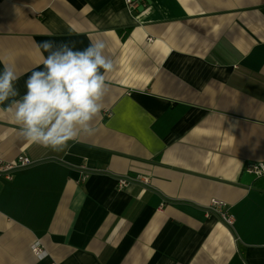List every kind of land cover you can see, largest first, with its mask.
Segmentation results:
<instances>
[{
    "label": "crops",
    "instance_id": "1",
    "mask_svg": "<svg viewBox=\"0 0 264 264\" xmlns=\"http://www.w3.org/2000/svg\"><path fill=\"white\" fill-rule=\"evenodd\" d=\"M138 1L0 0L21 94L34 42L103 39L114 65L94 134L63 151L0 105V159L32 162L0 176V264H264V177L244 171L264 162V0Z\"/></svg>",
    "mask_w": 264,
    "mask_h": 264
},
{
    "label": "clouds",
    "instance_id": "2",
    "mask_svg": "<svg viewBox=\"0 0 264 264\" xmlns=\"http://www.w3.org/2000/svg\"><path fill=\"white\" fill-rule=\"evenodd\" d=\"M34 44L43 67L31 73L21 94L15 67L5 64L0 71V105L7 102L2 110L13 114L20 136L29 143L63 151L69 142L94 134L93 121L102 111L113 61L103 39L91 40L83 49L74 41Z\"/></svg>",
    "mask_w": 264,
    "mask_h": 264
},
{
    "label": "built area",
    "instance_id": "3",
    "mask_svg": "<svg viewBox=\"0 0 264 264\" xmlns=\"http://www.w3.org/2000/svg\"><path fill=\"white\" fill-rule=\"evenodd\" d=\"M125 7L128 11L132 12L136 10L140 4L138 0H123ZM32 162L29 158L25 156H18L16 160L12 163L5 162L0 159V176H3L5 179L10 180L12 178L13 172L22 167H26L30 165ZM245 173L252 175L254 177H264V162H255L250 163L245 166ZM130 181H138L145 185L149 183V179L147 177H136V178H118L116 180V188L117 190H123L128 187ZM207 215L215 216L221 223H223L229 229H232L234 224V217L229 213L227 205L224 201L211 199L206 206ZM33 252L38 257L45 255L44 252L40 250V248L34 246Z\"/></svg>",
    "mask_w": 264,
    "mask_h": 264
}]
</instances>
